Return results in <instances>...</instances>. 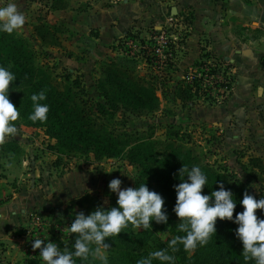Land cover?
Wrapping results in <instances>:
<instances>
[{
    "label": "rangeland",
    "instance_id": "rangeland-1",
    "mask_svg": "<svg viewBox=\"0 0 264 264\" xmlns=\"http://www.w3.org/2000/svg\"><path fill=\"white\" fill-rule=\"evenodd\" d=\"M97 1L100 3V0H94L96 3ZM114 1L112 0L111 3ZM15 2L26 16L24 26L16 33L22 34L27 43L32 45L37 65L48 69L58 77L59 81L64 80L67 75L71 79L79 80L83 89V99L89 101L88 105L91 106L93 114L115 132L130 135L134 142L125 147L124 152L117 157L98 158L92 153H75L69 154L71 157H62L61 160L58 158L59 155L57 157L48 149V145L55 143V140L46 134L43 127L29 125L28 118L20 114L15 122L19 130L18 136L0 146V204L13 195H17L18 201L21 200L23 203L21 207L25 210V221L24 224L14 226L11 230L15 241L7 244V247H11V252L4 254L2 249L5 251L7 247L0 244V264H45L39 256L40 250L32 249V243L37 238L44 240L45 243L57 244L63 252V244L76 236L68 231V227L71 226L77 213L83 212L87 216L97 207L108 210L118 206L117 195L108 188L112 179L122 181L121 189L135 188L145 183L149 190L157 192L164 199L167 220L174 219L176 216L173 211L174 206L167 200L163 181L161 183L154 181L153 177L156 174H152L149 169H144L149 176L142 175L140 168L134 166L132 162L135 160L154 172L168 174L170 170L161 165L160 161L166 159V153L172 149L168 144L173 142L197 153L203 165L217 173L225 176L233 175V178L226 177L231 178L229 184L232 183L240 194L247 191L256 198L264 199V114L262 110L256 107L257 115H260L256 119L244 109L243 114L240 112L236 115L241 120L231 119L228 122L219 118L222 117L219 111H213V108L219 110V107L225 105L235 88L236 77L230 64L211 57V52L204 51L201 52L199 61L182 65L180 59L184 54H182L183 50L173 43H171L172 48H169L172 50V62L158 61L148 48L146 53L141 50L145 46L152 48L151 37L160 30L164 31V36L168 37V40L174 39L171 42L180 44L185 37V23L188 16L168 13L166 15L168 20L157 28L147 24V32L142 29L128 32L119 40L112 42L114 44L111 45V54L108 55L104 50L96 49L94 45L93 39L97 38L94 33L95 28L89 31L88 36L84 34L79 36L78 32L61 26L55 18L52 22L48 21L43 13L46 7L48 10L52 8L51 0H15ZM62 2L67 4L64 0H55L54 4L60 5ZM45 4L46 7H44ZM85 5L88 4L78 0L73 9L81 13L85 10ZM48 10L45 9V11ZM94 15L101 17V14L97 12ZM41 23H47L53 31L55 30L53 27L57 29L55 30L57 45H51L48 40L42 42L36 36L33 30ZM90 37L93 39L91 40ZM53 40L52 37L51 43ZM120 43H122L121 46ZM90 54L93 55V59ZM119 56L130 58L128 67L136 75L145 76L148 81L152 79L151 77L155 79L153 81L161 89L157 91L160 105L155 113L134 114L119 107L112 108L113 112L109 111L111 114L99 113L96 103L104 101L97 88L101 61ZM146 56L150 58L149 61L145 60ZM161 57L165 59L164 55ZM209 62L219 65L221 78L226 72L230 77L229 88L225 91L224 97L216 94L218 89H221L216 84L207 83L204 87L198 85L195 87L194 84L182 78L186 72L193 73L199 69L200 64ZM169 63H171L170 66ZM260 64H264V58L260 60ZM184 83L188 84L189 88L193 86V89L190 91V100L183 105L175 94L182 86L184 87ZM9 99L19 108L17 105L19 103L13 96H9ZM105 106L110 109L108 104ZM198 109L203 111L200 115L203 119L197 121L193 115ZM235 134H237L236 137ZM134 147H137L134 154L126 152L127 149ZM9 153L14 154L13 158L9 159ZM57 159L61 161L60 165L54 164ZM250 159H256L257 162L250 163ZM9 163L12 167L7 166ZM177 170L179 169L176 168ZM241 174L242 180H240ZM174 221L177 222L176 219ZM150 223L151 228L147 230L136 229L129 225L119 235L129 244H141L140 249L147 248L148 256L158 249L168 251L166 240L172 236L170 227L163 229L161 224L155 221ZM222 228L218 226L221 238L232 241L243 252L242 242L231 232ZM118 236L107 238L105 241L110 245L106 252L108 264H124L125 262L122 255L115 261L111 259L116 251H121L117 241ZM157 237L162 243L157 242ZM217 244V238L212 237L207 245L203 247L198 245L194 250L195 254L204 256L211 253ZM92 247L94 249L95 245ZM194 251L187 252V255H192ZM87 264H103V262L90 256ZM176 264L185 263L180 258H176Z\"/></svg>",
    "mask_w": 264,
    "mask_h": 264
},
{
    "label": "trees",
    "instance_id": "trees-1",
    "mask_svg": "<svg viewBox=\"0 0 264 264\" xmlns=\"http://www.w3.org/2000/svg\"><path fill=\"white\" fill-rule=\"evenodd\" d=\"M64 5L66 4L62 2L60 5L52 4V7ZM53 29L57 30L54 27ZM55 30H51V27L47 23H41L33 31L42 42L48 40L51 45H57L58 40L55 37ZM19 34L14 32L9 35L0 32V67L7 68L15 75L16 80L10 86L8 95L13 96L18 101V111L27 118L34 111L31 96L33 94H39L41 91L45 92L46 99L40 101V103L46 104L49 107L46 122L41 123L37 121L33 123L28 119V124L43 127L46 134L55 140V143L48 145L49 151L57 155V157L59 155L58 158L60 159L62 157H71L69 154L75 153H92L98 158L120 156L124 152L125 147L134 142L133 138L127 133L115 132L104 121L99 119L97 115L93 114L91 106L88 105L89 101L83 99V89L79 84V80L71 79L67 75L64 77V80L59 81L58 77L54 76L48 69L37 65L34 60L35 54L31 48L32 45L30 46L23 38L24 36ZM52 37L54 39L53 43H51ZM121 45L122 43H120ZM141 50L143 53L148 51L146 46ZM145 60L149 61L150 58L146 56ZM129 62L131 60L127 56L110 57L106 61H101L97 88L99 95L104 101L101 103L97 102L96 105L99 107V113L101 112L102 115L111 114L109 111L113 112V109H117L118 107L119 109L122 108L134 114H152L159 109L160 98L157 95V91L161 89L153 81L155 79L150 76L152 78L150 82L147 80V77L136 75L128 67ZM170 65L171 63H169ZM194 86L196 87V84ZM192 89L193 86L189 88L188 84H185L175 96L184 105L190 100V91ZM105 104H108L110 109ZM168 146L170 148L172 147V149L166 153V159L160 161L161 165L170 170L168 174L159 171L154 172L152 169L145 168V166L137 163L135 160L132 162L134 166L140 168L142 175L146 174V176H149L144 171V169H149L152 174H156L153 177L154 181L158 183L163 181V190L167 193L169 204L175 206L176 192L174 185H178L183 179L185 181L187 180L186 174L179 175V170L176 171V168L181 169V167L186 166L190 170L194 166H199L207 178V183L203 188V194L210 195L212 191L219 190V186L223 184L225 190L232 192L233 199L236 203L233 219L237 213L243 211L240 201L243 199L244 194H240L232 183L229 184L231 178L226 177L233 178V175L225 176L203 165L197 153L189 148L176 145L174 142L169 143ZM136 148L127 149L126 152L134 154ZM251 161H254V164L257 162L256 159H250V163ZM60 162L57 159L54 161V164L60 165ZM257 164L259 165V163ZM248 194L252 195L249 192ZM252 196L257 200L261 199L256 198L254 195ZM256 215L258 218L264 219V211L257 210ZM174 219H169L166 224H161L163 229L170 227L169 231L172 234L166 240V244H169V241L177 235H186V233L178 231L180 221L176 216ZM218 226L223 227L222 229L236 236L235 230L238 227L237 224L232 221H221L218 219L215 225L216 233L212 236L218 240L215 250L204 256H197L194 251L192 255L188 256L183 245H177L178 251L176 252L168 249L169 254L175 257L174 264H176V258H180L185 264H255L254 260L245 261L242 252L232 241L221 238ZM77 238L75 236L68 243L63 244L64 250L67 249L70 252H74V242ZM117 241L121 251L115 250V255L111 257L112 261H115L122 255L125 260L124 264H137L138 260L148 257L147 248L141 247L142 249H140L141 244H129L121 235L118 236ZM157 242L162 243L158 237ZM74 260L75 264H87L88 261L75 257ZM152 264L162 263L154 259Z\"/></svg>",
    "mask_w": 264,
    "mask_h": 264
},
{
    "label": "clouds",
    "instance_id": "clouds-1",
    "mask_svg": "<svg viewBox=\"0 0 264 264\" xmlns=\"http://www.w3.org/2000/svg\"><path fill=\"white\" fill-rule=\"evenodd\" d=\"M26 16L15 0H0V32L9 35L22 29ZM15 75L5 67H0V146L9 139L16 138L19 130L15 122L20 117L18 108L9 99V90ZM46 95L44 91L33 94L31 101L34 111L28 119L33 123H43L47 120L49 107L41 104ZM14 154L9 153V159ZM8 167H12L9 163ZM186 174L187 180H181L174 185L176 202L173 211L179 219L178 231L186 235H177L169 241L168 249L178 251L177 245L182 244L186 252L194 251L197 246H205L216 233L217 220H228L238 225L235 230L237 238L243 245L245 261L254 260L255 264H264V219L256 215L257 210L264 211V199H255L245 191L240 201L243 211L233 219L236 203L233 194L225 190L223 184L219 190L210 195L203 194L207 178L199 166L190 170L184 166L179 169V175ZM242 174L240 180H242ZM122 181L112 179L108 184L111 192L117 195V207L105 210L97 207L87 216L83 212L76 214L68 231L78 238L74 242V252L65 249L63 252L52 242L45 243L42 239H34L32 249H39V256L45 264H75V258L88 260L91 256L108 264L106 255L110 245L105 243L107 238L118 236L129 225L136 229H150L151 221L157 224L167 223L164 199L160 194L148 189L145 183L139 187L121 189ZM214 198V199H213ZM92 245H95L93 249ZM103 250V252H102ZM156 259L162 264H174L175 257L167 250H159L149 254L147 258L137 261V264H152Z\"/></svg>",
    "mask_w": 264,
    "mask_h": 264
},
{
    "label": "crops",
    "instance_id": "crops-1",
    "mask_svg": "<svg viewBox=\"0 0 264 264\" xmlns=\"http://www.w3.org/2000/svg\"><path fill=\"white\" fill-rule=\"evenodd\" d=\"M51 1L52 7L55 0ZM64 1L66 5L50 10L45 4L48 11L44 9V17L51 22L57 19L61 26L78 32L79 36H88L95 28L97 38H90L96 49L108 55L112 42L136 29L147 32V24L157 28L168 20L166 15L175 7L178 16H188L185 37L178 45L184 53L180 64L195 63L200 60L201 52H211V57L228 62L235 74V88L229 100L213 111H219L222 116L219 118L226 122L241 120L236 115L243 114L244 109L256 119L260 116L256 107L264 114V66L260 64L264 58V0H115L113 3L112 0H100V3L82 0L88 5L81 13L73 9L78 0ZM95 12L101 17H95ZM202 113L198 109L193 117L197 121L203 119ZM18 198L13 195L0 204V244L5 248L15 242L11 230L25 221L23 203ZM2 251L11 252V247Z\"/></svg>",
    "mask_w": 264,
    "mask_h": 264
},
{
    "label": "built area",
    "instance_id": "built-area-1",
    "mask_svg": "<svg viewBox=\"0 0 264 264\" xmlns=\"http://www.w3.org/2000/svg\"><path fill=\"white\" fill-rule=\"evenodd\" d=\"M151 40V42H153L152 48L148 46L146 47L148 48V50L152 51V55L154 56V58L160 62H165L166 60L172 62V50L169 48H172L171 43L177 46L179 44L171 42L172 40L174 41V39L168 40V37L164 36L163 30H160L158 33L153 35V37H151ZM180 40L182 39L180 38ZM161 50H163V52H161ZM162 55H164L165 59H161ZM219 72V65L213 62H209L202 65L200 64L199 69H196L193 73L186 72L182 78L188 83L196 84L199 87H204L207 83H211V85L216 84L219 88H221L218 89V92H216V94H219L220 97H224L226 93L225 91H227V89L229 88L228 84L230 83V77L226 72L221 78L219 76Z\"/></svg>",
    "mask_w": 264,
    "mask_h": 264
},
{
    "label": "water",
    "instance_id": "water-1",
    "mask_svg": "<svg viewBox=\"0 0 264 264\" xmlns=\"http://www.w3.org/2000/svg\"><path fill=\"white\" fill-rule=\"evenodd\" d=\"M174 14H176V8L175 7H172V9H171V15H174Z\"/></svg>",
    "mask_w": 264,
    "mask_h": 264
}]
</instances>
